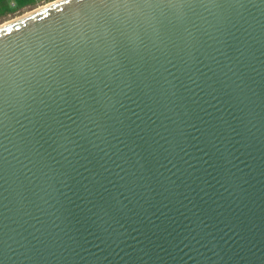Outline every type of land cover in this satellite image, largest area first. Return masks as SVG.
I'll list each match as a JSON object with an SVG mask.
<instances>
[{
    "label": "water",
    "instance_id": "1",
    "mask_svg": "<svg viewBox=\"0 0 264 264\" xmlns=\"http://www.w3.org/2000/svg\"><path fill=\"white\" fill-rule=\"evenodd\" d=\"M0 264H264V0L1 25Z\"/></svg>",
    "mask_w": 264,
    "mask_h": 264
},
{
    "label": "rangeland",
    "instance_id": "2",
    "mask_svg": "<svg viewBox=\"0 0 264 264\" xmlns=\"http://www.w3.org/2000/svg\"><path fill=\"white\" fill-rule=\"evenodd\" d=\"M42 1L0 0V26L35 11Z\"/></svg>",
    "mask_w": 264,
    "mask_h": 264
},
{
    "label": "built area",
    "instance_id": "3",
    "mask_svg": "<svg viewBox=\"0 0 264 264\" xmlns=\"http://www.w3.org/2000/svg\"><path fill=\"white\" fill-rule=\"evenodd\" d=\"M33 1L34 2L42 1L40 4H37L35 6H37L38 8H43V7L49 6L51 4H54V3H57L63 0H33Z\"/></svg>",
    "mask_w": 264,
    "mask_h": 264
},
{
    "label": "bare ground",
    "instance_id": "4",
    "mask_svg": "<svg viewBox=\"0 0 264 264\" xmlns=\"http://www.w3.org/2000/svg\"><path fill=\"white\" fill-rule=\"evenodd\" d=\"M39 9H41V8H37L35 11H33V12H31V13H34V12H36V11H38ZM30 14V13H29ZM29 14H27V15H29ZM27 15H24V16H22V17H25V16H27ZM21 18V17H20ZM19 19V18H18Z\"/></svg>",
    "mask_w": 264,
    "mask_h": 264
},
{
    "label": "flooded vegetation",
    "instance_id": "5",
    "mask_svg": "<svg viewBox=\"0 0 264 264\" xmlns=\"http://www.w3.org/2000/svg\"><path fill=\"white\" fill-rule=\"evenodd\" d=\"M0 15H1V13H0ZM1 16H4V15H1Z\"/></svg>",
    "mask_w": 264,
    "mask_h": 264
}]
</instances>
